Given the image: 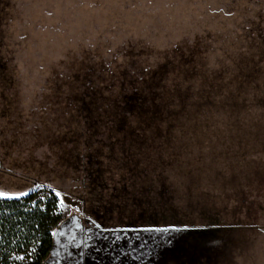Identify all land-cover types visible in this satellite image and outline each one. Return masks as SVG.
I'll return each mask as SVG.
<instances>
[{"label":"rangeland","instance_id":"1","mask_svg":"<svg viewBox=\"0 0 264 264\" xmlns=\"http://www.w3.org/2000/svg\"><path fill=\"white\" fill-rule=\"evenodd\" d=\"M48 188L49 264H264V0H0V197Z\"/></svg>","mask_w":264,"mask_h":264},{"label":"trees","instance_id":"2","mask_svg":"<svg viewBox=\"0 0 264 264\" xmlns=\"http://www.w3.org/2000/svg\"><path fill=\"white\" fill-rule=\"evenodd\" d=\"M60 200L49 188L21 198L0 197V264H49L53 260L54 229L62 221Z\"/></svg>","mask_w":264,"mask_h":264}]
</instances>
